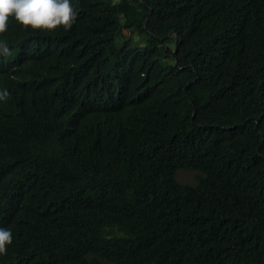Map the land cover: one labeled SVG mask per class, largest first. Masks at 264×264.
<instances>
[{
	"label": "trees",
	"instance_id": "obj_1",
	"mask_svg": "<svg viewBox=\"0 0 264 264\" xmlns=\"http://www.w3.org/2000/svg\"><path fill=\"white\" fill-rule=\"evenodd\" d=\"M71 3L0 33V264H264V0Z\"/></svg>",
	"mask_w": 264,
	"mask_h": 264
},
{
	"label": "clouds",
	"instance_id": "obj_2",
	"mask_svg": "<svg viewBox=\"0 0 264 264\" xmlns=\"http://www.w3.org/2000/svg\"><path fill=\"white\" fill-rule=\"evenodd\" d=\"M77 13L71 0H0V33L8 27L9 18L21 27L40 30H54L57 26L69 29ZM9 52L7 43L0 39V55ZM9 96L8 90L0 89V101ZM12 241L9 228L0 227V255L6 252V245Z\"/></svg>",
	"mask_w": 264,
	"mask_h": 264
},
{
	"label": "rangeland",
	"instance_id": "obj_3",
	"mask_svg": "<svg viewBox=\"0 0 264 264\" xmlns=\"http://www.w3.org/2000/svg\"><path fill=\"white\" fill-rule=\"evenodd\" d=\"M177 179L180 182H184V183H193L194 182V172L192 171H188V170H179L177 172Z\"/></svg>",
	"mask_w": 264,
	"mask_h": 264
}]
</instances>
